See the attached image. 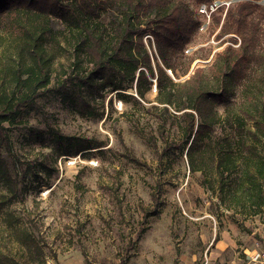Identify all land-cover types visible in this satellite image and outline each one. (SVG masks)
I'll return each mask as SVG.
<instances>
[{
	"label": "trees",
	"instance_id": "16d2710c",
	"mask_svg": "<svg viewBox=\"0 0 264 264\" xmlns=\"http://www.w3.org/2000/svg\"><path fill=\"white\" fill-rule=\"evenodd\" d=\"M214 1L195 0L198 6ZM252 1L259 0L232 4L225 18L214 17L220 27L215 39L231 36L230 44L205 69L193 65L209 60L213 50L188 52L203 15L184 0H0L6 60L0 70L11 87L0 93V183L7 189L0 205L19 197L7 160L12 145L6 125L24 109L38 108V99L54 93L82 117L96 118L102 115L97 102L103 106L116 95L122 103L145 108L156 88L157 105L147 112L154 115L158 135L139 128L137 134L153 148L159 141L167 148L190 145L191 172L202 174L219 201L232 209L231 198L248 208L247 215H259L264 208V6ZM61 56L69 68L61 63L65 78L53 85V66ZM235 90L239 101L220 115L218 105ZM176 121L179 136L172 139L168 131ZM71 148L65 152L71 157L92 149ZM28 247L38 256V243L29 240ZM10 262L0 255L1 264Z\"/></svg>",
	"mask_w": 264,
	"mask_h": 264
},
{
	"label": "rangeland",
	"instance_id": "374dc122",
	"mask_svg": "<svg viewBox=\"0 0 264 264\" xmlns=\"http://www.w3.org/2000/svg\"><path fill=\"white\" fill-rule=\"evenodd\" d=\"M184 1L200 14L195 0ZM226 12L199 17L204 30L188 52H213L194 68L206 69L230 44L231 36L215 39L220 27L214 17ZM61 63L69 68L67 58H57L53 85L65 78ZM1 75L0 93L11 89ZM155 90L145 108L116 95L112 103L111 97L103 106L97 102L102 115L96 118L82 117L49 93L37 100L38 108L24 109L6 125L12 145L7 160L19 197L0 205V255L12 264H250L254 256L264 258V208L250 216L227 198L228 209L202 174L191 172L190 145L167 148L159 141L153 148L137 134L139 128L158 135L147 112L157 105ZM239 98L240 90L230 94L217 107L220 115ZM176 126L168 131L172 139L179 136ZM73 144L92 149L71 157L65 152ZM6 191L0 183V200ZM29 240L39 244L38 256Z\"/></svg>",
	"mask_w": 264,
	"mask_h": 264
},
{
	"label": "built area",
	"instance_id": "2783aa9c",
	"mask_svg": "<svg viewBox=\"0 0 264 264\" xmlns=\"http://www.w3.org/2000/svg\"><path fill=\"white\" fill-rule=\"evenodd\" d=\"M245 0H225V1H219L216 0L210 5L202 4L199 8V12L201 15L206 16L208 19L211 18L212 14L216 12L219 8L225 7L226 10L235 3L243 2ZM255 4L264 6V0L259 1H252ZM201 31H203V25L200 28ZM250 264H264V258H262L260 255L254 256L250 259Z\"/></svg>",
	"mask_w": 264,
	"mask_h": 264
}]
</instances>
